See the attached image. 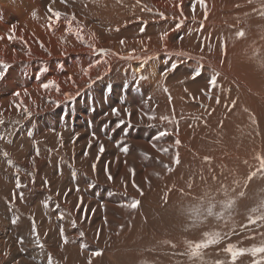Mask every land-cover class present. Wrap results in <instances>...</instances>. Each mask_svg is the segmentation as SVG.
I'll list each match as a JSON object with an SVG mask.
<instances>
[{
    "label": "rangeland",
    "instance_id": "obj_1",
    "mask_svg": "<svg viewBox=\"0 0 264 264\" xmlns=\"http://www.w3.org/2000/svg\"><path fill=\"white\" fill-rule=\"evenodd\" d=\"M247 2L261 4L251 12L264 10L263 0H206L205 5L199 0H0V70L6 72L0 79V264H49V259L51 264H89V257L91 264H121L124 260L113 243L128 231V224L149 211L156 212L163 224L167 213L182 206L168 205L179 192L198 198L210 196L201 204H193L198 200L191 197L188 203L200 206L194 217L203 209H216V230L211 233L220 232L221 239L210 250L202 248L195 264L224 261L221 257L227 255L228 243L233 245L239 233H248L249 225L260 228L264 215L260 190L264 186H259L257 174L263 150L253 138L260 131L254 123L264 113V54L261 62L257 54L248 63L245 55L231 63L223 55L231 41L228 37L238 36L240 28L244 33L241 38L248 36L254 44L264 42V17L260 13L259 19L250 21ZM49 7L63 15L57 20ZM77 28L82 29L83 39ZM164 32L168 35L162 40ZM10 35L13 38L9 39ZM88 44L108 49L109 54L93 52ZM130 53L138 59L121 58ZM147 57L152 59L144 63ZM97 59L101 63L85 76L82 69ZM219 60L225 61V68ZM238 63L245 70L236 77L231 67L240 70ZM172 64L177 65L175 70ZM194 69H200V75L194 77ZM247 69L262 71L258 75L246 73ZM214 72L220 75L216 87L221 90H213L209 84ZM141 76L146 78L141 80ZM49 81L55 84L45 89L43 84ZM193 86L200 89L198 93ZM215 97L220 102L212 105ZM224 102L236 109L231 119L224 117ZM113 107L118 114L112 113ZM237 110L250 121L249 130L256 136L244 139L243 128L236 125L234 129ZM148 115L155 119L149 120ZM206 124L209 133L202 134ZM230 128L235 130L233 134ZM162 131L167 135L159 136ZM177 152L178 164L173 162ZM223 160L227 165L219 169L225 182L218 183V177L216 182L212 178V168ZM232 163L237 175L245 174L233 175ZM249 164L252 169L248 170ZM189 182L194 184L188 186ZM212 196L219 202L210 200ZM133 199L140 202L136 209L127 206ZM14 217H18L15 224ZM33 218L43 248L34 241ZM250 218L256 222L251 223ZM208 219L214 223L213 217ZM180 221L190 226L184 216ZM61 229L68 239L66 244ZM230 229L237 230L224 233ZM149 237L161 241L153 229ZM127 247L136 255L143 252L142 240ZM96 251L102 254L93 255ZM131 259L136 262V258ZM244 260L252 263L258 257Z\"/></svg>",
    "mask_w": 264,
    "mask_h": 264
},
{
    "label": "bare ground",
    "instance_id": "obj_2",
    "mask_svg": "<svg viewBox=\"0 0 264 264\" xmlns=\"http://www.w3.org/2000/svg\"><path fill=\"white\" fill-rule=\"evenodd\" d=\"M264 1V0H263ZM244 2V0H243ZM246 3V2H245ZM248 3V2H247ZM10 4V3H9ZM249 4V5H248ZM247 5L249 6L247 9V17H249L250 21L253 20V19H259L258 16L260 13H262L263 17H264V10L263 9H259L258 12L255 13L254 12H251L250 10L251 9H255L257 7H261V4L260 3H257V4H251L250 2L248 3ZM245 5V6H247ZM31 6V4H30ZM19 7V6H18ZM20 8V7H19ZM29 9V8H28ZM13 10V9H12ZM15 10V8H14ZM17 11V9L15 10ZM22 11V10H21ZM20 14V13H19ZM242 16V15H241ZM20 18V17H19ZM246 18V17H245ZM244 22V21H243ZM238 23L236 24L238 27L240 25H242V23ZM6 23V22H5ZM9 23V22H8ZM237 23V22H236ZM256 24V23H255ZM258 24V23H257ZM31 27V26H30ZM51 29V28H50ZM242 28H240L239 30H237V33L240 32ZM3 30V29H2ZM233 32L235 30H232ZM252 31V30H251ZM21 32V31H20ZM48 33V32H47ZM232 33V32H231ZM251 33V32H250ZM54 34V33H53ZM247 34V33H246ZM56 35V34H55ZM254 35V34H253ZM227 37V35H225ZM244 36V35H243ZM258 36V35H257ZM260 36V35H259ZM238 36H233V37H228V39H230V43L226 46L225 50H224V56L228 58V60L230 61V63L232 61H234V59H238L239 56L241 55H245L246 56V61L248 63L249 60H251L252 56L254 55V57L258 54H260V59H259V62H261L262 58H261V55L264 54V42L263 43H257L255 42L254 44V40H250V39H247L246 37V40H245V37L244 39L243 38H236ZM255 38V36H252ZM263 37V36H262ZM224 38V37H223ZM249 38V37H248ZM257 38V37H256ZM264 38V37H263ZM243 39V40H241ZM46 40V39H45ZM264 40V39H263ZM222 43V42H221ZM247 43V45H246ZM222 46V45H221ZM255 46V47H253ZM220 52V50H219ZM222 52V51H221ZM222 56V54L220 55V57ZM242 57V56H241ZM259 57V56H258ZM256 58V57H255ZM76 60V59H75ZM91 60V59H90ZM222 60V59H221ZM242 60V58H240V61ZM244 60V59H243ZM220 61V60H219ZM218 61V62H219ZM227 61V60H226ZM252 61V60H251ZM255 61V60H253ZM264 61V60H263ZM262 61V62H263ZM74 62H77V61H74ZM221 62V61H220ZM228 62V61H227ZM226 62V63H227ZM235 62V61H234ZM258 62V63H259ZM79 63V61H78ZM229 63V62H228ZM229 63V64H230ZM237 63V61H236ZM257 63V62H256ZM239 64V63H238ZM237 64V65H238ZM262 63L260 64H257L259 69H261V65ZM253 65V64H252ZM221 67L225 68V61L221 64H220ZM227 66V65H226ZM251 66V65H250ZM264 66V65H263ZM79 68V67H78ZM240 70H237L235 67H231L232 71L231 72H234L236 74V77L237 75H240V73H242L245 69L243 66H241V64L238 65V67ZM249 68V67H248ZM264 67H262L263 69ZM257 69V68H256ZM220 70V69H219ZM229 73L230 70H227ZM262 71V70H261ZM261 71H255L253 72L251 70V72H253L254 74H258L260 75L259 73ZM248 69H247V72L248 73ZM249 72V73H251ZM217 73V72H215ZM221 74H224L225 76L227 74H225L223 71L220 72ZM239 73V74H238ZM245 73V72H244ZM252 73V74H253ZM261 73H264V70L263 72ZM243 74V73H242ZM254 76V75H252ZM244 75H247V74H244ZM220 76V75H219ZM68 77V76H67ZM235 77V76H234ZM235 77V78H236ZM239 77V76H238ZM244 77V76H243ZM249 77V76H247ZM257 77V76H256ZM220 78V77H219ZM223 78V77H222ZM227 79H229L227 77ZM237 79V78H236ZM245 79V78H244ZM254 79H257V78H254ZM254 79L252 81H254ZM223 80V79H222ZM164 81V80H163ZM169 81V80H168ZM224 81V80H223ZM222 81V82H223ZM232 81V80H231ZM249 81V80H248ZM251 81V80H250ZM226 83V82H225ZM231 83V82H230ZM235 83V82H234ZM234 83H231V84H234ZM244 83V82H243ZM250 83V82H249ZM222 84V83H221ZM229 83H227L228 85ZM236 84V83H235ZM249 84H247L246 82V86H248ZM204 86V85H203ZM206 86V84H205ZM232 86V85H231ZM202 87V86H201ZM207 87V86H206ZM218 87V85H217ZM216 87V89H217ZM238 87H241V86H238ZM41 88V87H40ZM173 88V87H172ZM194 89H196L194 86H193ZM236 88V86H235ZM219 89V88H218ZM217 89V90H218ZM222 89H225V88H222ZM242 89V87H241ZM240 89V90H241ZM174 90V89H173ZM198 93L200 89H196ZM203 90V89H202ZM215 90V88L213 89ZM221 90V89H219ZM228 90V88L226 89V91ZM194 91V90H193ZM230 91V89H229ZM235 91V90H234ZM237 91V90H236ZM13 92V91H12ZM11 92V93H12ZM223 92V91H222ZM225 92V91H224ZM245 92V91H244ZM206 93V92H205ZM214 93H216L215 91H213V95ZM221 93V91H220ZM232 93V92H231ZM240 93V92H239ZM243 91L241 92V95H242ZM201 94V93H200ZM207 94V93H206ZM192 95V94H191ZM209 95V94H208ZM212 95V94H211ZM227 95V94H226ZM240 95V96H241ZM8 96V95H7ZM206 96V95H205ZM216 96V95H214ZM239 96V95H238ZM181 97H184V96H181ZM204 97V96H203ZM230 97V96H229ZM243 97V96H242ZM240 97V98H242ZM193 98V97H192ZM205 98V97H204ZM207 98V97H206ZM205 98V99H206ZM227 98V97H226ZM233 98H237V97H233ZM232 98V99H233ZM190 99V98H189ZM216 99V97L214 98ZM191 100V99H190ZM217 100V99H216ZM216 100H211L213 101L214 104L217 103ZM234 100V99H233ZM243 100V99H242ZM264 100V98H263ZM203 101V99H202ZM216 101V102H215ZM226 101V100H225ZM227 101H228V98H227ZM230 101V100H229ZM236 101V100H235ZM190 102V101H189ZM196 102V101H195ZM198 102V101H197ZM201 102V101H199ZM210 102V101H209ZM220 102V101H219ZM223 102V101H221ZM237 102V101H236ZM242 102V101H241ZM264 102V101H263ZM192 103V102H191ZM211 103V102H210ZM225 103V106H223V109L225 107L226 111L223 113H226L224 115V117H227L228 119H231L230 116L231 115H234V114H231L233 111L232 107L230 106L229 107V103L227 102H224ZM232 103V102H231ZM187 104V103H185ZM209 104V103H208ZM207 104V106H208ZM233 104V103H232ZM239 104V103H237ZM241 104V103H240ZM202 105V104H201ZM222 105V104H221ZM224 105V104H223ZM242 105V104H241ZM244 106V105H243ZM245 107V106H244ZM230 108V109H229ZM189 109V108H188ZM209 109V108H208ZM222 109V108H221ZM264 109V108H263ZM202 110V109H201ZM11 112V111H10ZM195 112H198L197 109L195 110ZM200 112V111H199ZM247 112V111H246ZM245 112V113H246ZM221 113V111L219 112ZM236 113V119L232 122V126L234 127V129H236V125H240L241 128H243V134L242 137H244V139H250V136L254 134V132H252V130H249L250 128V121L248 122V120L244 117H241V115L238 113V110L235 112ZM243 113V112H242ZM201 115V113H199ZM243 115V114H242ZM244 116V115H243ZM213 118V117H212ZM211 118V120H212ZM219 118V117H218ZM201 116H200V120H201ZM216 119V122H217V118L215 117ZM224 120V119H223ZM226 120V119H225ZM213 121V120H212ZM222 121V120H221ZM220 123V122H219ZM222 123V122H221ZM224 123V122H223ZM252 123V122H251ZM225 124V123H224ZM256 126L259 127L260 131H257L259 132V135H255L256 138H253L254 141H259L261 143V146H262V150H263V157H264V113H261L259 116H258V121H256L254 123ZM214 125V124H213ZM216 125H218V122L216 123ZM227 125V124H226ZM219 126V125H218ZM224 127V126H223ZM220 128V129H223ZM230 127V125H229ZM228 127V128H229ZM238 127V126H237ZM253 127V126H252ZM218 128V127H216ZM219 129V130H220ZM225 129V128H224ZM231 129V128H230ZM230 130L232 131L231 134H233L235 132V130ZM210 129L208 127V125L206 124L204 126V128L201 130L202 134H203V131L205 134H208ZM218 131V130H217ZM221 131V130H220ZM200 132V131H199ZM211 132V131H210ZM216 132V131H215ZM213 131V133H215ZM238 132V131H237ZM241 132V131H240ZM200 134V133H199ZM220 135H223L219 132ZM201 135V134H200ZM219 136V135H218ZM237 136V135H236ZM239 136V135H238ZM211 137H213L211 135ZM215 137V136H214ZM253 137V136H252ZM217 138V137H216ZM221 138V137H220ZM236 139H239V138H236ZM222 140V138H221ZM225 140V139H223ZM241 140V139H239ZM34 142V141H33ZM216 142V141H215ZM206 143V142H205ZM203 145V143H201ZM212 143H210L211 145ZM229 144V142H228ZM227 145V144H226ZM245 145V144H244ZM254 145V144H253ZM224 146V145H223ZM256 146H257V143H256ZM239 148V147H238ZM208 150V149H207ZM203 151V150H201ZM211 151V150H209ZM254 151V150H253ZM252 151V152H253ZM257 151V150H256ZM42 152V151H41ZM215 152V151H214ZM213 152V153H214ZM212 153V152H211ZM245 153H247L245 151ZM255 153V151H254ZM253 153V154H254ZM198 154V153H197ZM244 154V153H243ZM251 154V153H250ZM220 155V154H219ZM247 155V154H246ZM258 155V153H257ZM213 156H217L216 154H213ZM218 158H220V156H217ZM228 161V160H227ZM258 161V160H257ZM199 162V161H198ZM223 163L218 165V166H215L212 168V171H213V176L212 178L214 179V181L216 182V177H218V183L220 181H224V179L222 180L220 178V176L222 175H225V174H222L220 169L219 168H222V170H224V167L223 166H226L227 165V162L225 160L222 161ZM255 162V161H254ZM254 162L252 163L255 167L256 164H254ZM251 163V162H249ZM192 164V163H191ZM222 165V166H221ZM246 165V164H245ZM251 166V164H249ZM247 165V166H249ZM186 167V166H185ZM229 168L231 169L230 171L232 172L233 175L235 176H241L243 173L237 175V170H236V167L234 166V163H232V165L229 166ZM187 169V168H186ZM228 169V167H227ZM248 170L249 169H252V166L251 167H248L247 168ZM246 168H244V170H247ZM184 170V169H182ZM185 171V170H184ZM254 172V171H253ZM257 172V171H256ZM186 173V172H185ZM249 173V172H248ZM245 174V173H244ZM255 174V173H254ZM258 175V180L260 182V185L259 186H264V172L260 171V175ZM256 175V176H257ZM184 177V176H183ZM198 177H196L195 180L198 181L197 179ZM247 178V177H245ZM190 179V178H189ZM188 179V180H189ZM192 179V178H191ZM185 180V178H184ZM188 180H185L186 182H188ZM242 180V178L240 179ZM190 181V180H189ZM210 181H212L210 179ZM213 182V183H215ZM254 182V181H253ZM180 183V182H179ZM167 184V183H166ZM191 184H194L193 182H189L188 186H191ZM226 185H230L228 183H225ZM170 185V184H169ZM187 185V184H186ZM167 186V185H166ZM182 186V185H181ZM194 186V185H193ZM207 188H208V185H206ZM251 186V185H249ZM175 187V186H174ZM205 188V189H207ZM211 188V187H210ZM253 188V187H252ZM260 188V187H259ZM263 189H261V194H262V199H261V211L263 210V198H264V187H262ZM204 189V190H205ZM257 189V188H256ZM208 190V189H207ZM213 190H214V187H213ZM175 192V191H174ZM178 192V191H177ZM250 192V191H249ZM6 193V192H5ZM165 193V192H164ZM210 193V192H209ZM182 195H185L184 197ZM253 195V194H252ZM148 196V195H147ZM167 196V195H166ZM165 196V197H166ZM180 196V197H179ZM189 196V197H188ZM209 196V195H208ZM251 196V195H250ZM172 197V196H171ZM178 197V199H177ZM191 197H193L194 199H197L198 202L196 200H194V203L193 204H201L199 202H206L207 198L209 199V197H199L195 194H189V193H185V192H179L178 194H174V196L172 197L173 199V203H168V205L170 207H173V208H177V205L178 204H181L182 206H179L177 208V210H173L172 213L169 214L167 213L165 216H164V222L162 224V221L163 219L161 217H158L157 216V213L156 212H153V211H149V212H143L142 214H140L139 217H134V221L129 223L128 224V231L127 230H124L123 231V234L121 236V239L118 241V242H114L113 245L116 246L115 249H116V252L118 253V255L120 257L123 258L124 262L121 263V264H139L140 261H142V264H195L198 260V254L202 251V248H196V244H197V240L201 237V240H205V233H211V231L214 229V226L216 221L218 220V218L216 219V214H215V210L214 209L213 211H210L208 209H203L202 210V213L201 215H199L198 217H194V212L200 210V206L198 205V207H194L192 206V204H189V200L191 199ZM74 198V197H73ZM167 198V197H166ZM175 198V199H174ZM210 200H212L213 202H217L218 200L215 199V196H212L210 198ZM170 201V200H169ZM168 201V202H169ZM172 201V200H171ZM219 202V201H218ZM165 203V202H164ZM56 204V203H55ZM207 204V203H206ZM57 205V204H56ZM220 205V204H219ZM46 206V205H45ZM221 206V205H220ZM237 206V205H236ZM215 207V206H214ZM227 207V206H226ZM160 208V211L161 212H164V208L161 206H159ZM228 208V207H227ZM231 210V209H230ZM146 211V210H145ZM260 211V212H261ZM241 212V211H240ZM243 213V212H242ZM139 215V214H138ZM234 215V214H233ZM176 216V217H175ZM185 217L186 219V223L190 226H183L181 225V218L182 217ZM208 216H211L214 218V223L212 224L211 222H209V219H208ZM239 216V215H238ZM223 218V216H222ZM242 220V219H241ZM222 221V220H221ZM225 221V220H224ZM237 221V220H236ZM161 222V223H159ZM259 223V222H258ZM222 224V223H221ZM249 224V223H248ZM220 225V224H218ZM223 225V224H222ZM229 225V224H228ZM217 227V226H216ZM219 227V226H218ZM217 227V228H218ZM228 228H231V227H228ZM155 230L156 231V235L159 236L161 238V241H153L152 239H150V232L151 230ZM221 229V227H220ZM216 230V229H214ZM237 230V229H235ZM233 229H230V230H225L224 233L229 235V234H234V231ZM127 231V232H126ZM220 231V230H219ZM79 232V231H78ZM130 232H132L133 234H130ZM214 232V231H213ZM247 232L248 233H244L241 232L238 234L239 236V239L237 240L236 238V242L234 241L233 242V245L237 244V246L239 247L238 244H241V243H245L247 244L248 246H245L247 248H252L253 245L255 244V247H258V246H261L262 244H264V215H262V219L260 220V228H257V227H250V225L247 227ZM217 233V232H216ZM220 233V232H219ZM223 233V234H224ZM29 234V233H28ZM90 234V233H89ZM222 234V235H223ZM147 237V238H146ZM137 239L138 240H142V249H143V252L139 255H136L134 254L133 252H131L127 245H130V244H135L137 242ZM234 239V238H233ZM235 243V244H234ZM229 244V243H228ZM228 244L226 245V247L228 246ZM232 244V242H231ZM224 246L225 245H222L221 246V251L224 249ZM236 246V247H237ZM213 247V245L207 247L208 250H210L211 248ZM243 247V245H242ZM240 248V247H239ZM225 251V250H224ZM246 256V257H245ZM261 256H264V254H258L257 256L255 257H258V259H261ZM131 257L133 258H136V262H133ZM249 257H252V259H255V257H253L251 255V253H245L243 254L242 256H239L238 260L235 261V263H238V264H252L251 262H246L244 260L245 259H249ZM243 258V260L241 259ZM219 260L223 259L224 261V264H227V263H232L231 262V256L229 253H227L226 256L224 257H221L220 259V256L217 258ZM206 260H209V258H206ZM253 261V260H251Z\"/></svg>",
    "mask_w": 264,
    "mask_h": 264
},
{
    "label": "snow or ice",
    "instance_id": "obj_3",
    "mask_svg": "<svg viewBox=\"0 0 264 264\" xmlns=\"http://www.w3.org/2000/svg\"><path fill=\"white\" fill-rule=\"evenodd\" d=\"M62 2H63V0H62ZM199 2H200L201 5H205L206 0H199ZM149 11H151V10L149 9ZM49 12H52V14L54 15V17L57 20L63 15L61 12L55 11L51 7H49ZM160 15L163 16V13H160ZM72 20H75V15L72 16ZM14 30L15 29L13 27L12 31L14 32ZM76 31H77V35L81 39H83V37L80 36V32L82 31V29L81 28H77ZM141 31H143V28L141 29ZM167 35H168L167 32L162 33L161 34V39L162 40L165 39ZM237 35H238V37H242L244 35V33H243V31H241ZM11 38H13V37L10 35L9 36V39H11ZM120 43L123 45L125 43V41L124 40H121ZM87 47H89L93 52H98L99 54L105 55V56L108 55L109 54V51H110L108 49H97L94 44H88ZM223 47H224V45L222 43V48ZM28 54H30V53H28ZM121 58L122 59H138V57H135L131 53L129 54L128 57H121ZM149 59H152V57H147L145 59L144 63H147V60H149ZM2 63L3 62H0V64H2ZM100 63H101V61L99 59L95 60V62L93 64H89L87 67H85V68L82 69L83 74L85 76H88L89 75V70L92 67H94V66H96V65H98ZM4 67H7V66L4 65ZM176 67H177L176 64H172V66H171L172 70H175ZM193 71H194V77L200 75V69H194ZM5 75H6V72L3 71V70H0V79H2ZM218 76H219V73H215L214 72V74L210 78L209 84H210L211 87H213V88L216 87ZM145 78L146 77H143V76L140 77L141 80L142 79H145ZM71 79L72 78L69 77V80H71ZM137 83H138V81H137ZM54 84H55L54 81H49V82L43 84V87L45 89H47L48 87H50V86H52ZM89 84H91V79H89ZM57 90L59 91L58 86H57ZM164 91L167 92L168 91L167 88H165ZM14 95H17L18 96L19 95V92L14 93ZM216 99H217V103H219V97H217ZM234 104H235V101H233V105ZM19 107H20V105H17V108H19ZM24 110L27 111L26 109H24ZM118 112H119V110L117 108H115V107L112 108V113L114 115L115 114H118ZM27 114L30 116V113H27ZM0 115H2V114H0ZM129 115H130V113H129ZM147 118L149 120H152V119H155V116L154 115H148ZM161 119L162 120H167L169 118L168 117H161ZM2 123H3V120L0 119V124H2ZM120 123H123V121H121ZM31 135H32V133L30 132L29 133V136H31ZM165 135H167V132L166 131H162V132L159 133V136H165ZM0 139H3V137L0 136ZM176 144L177 145L180 144V141L178 139L176 140ZM103 150H104L103 149V145H101L100 146V151L103 152ZM124 151H127V148H124ZM163 151L166 152L167 149H163ZM37 154H38V152H37ZM208 159H210V158L205 157V160H208ZM259 159H260V171L264 172V157H260ZM173 162L176 163V164L179 163V154H178V152H177V155L174 158V161ZM93 167H95V166H93ZM165 167L167 168V170L169 172L173 171V169L171 167H169L167 165ZM132 171H134V170H132ZM109 179H111V176L110 175H109ZM19 187H22V185L20 184ZM21 198H22V196H21ZM165 199H166V197H165ZM139 203H140L139 201L133 199L132 202L129 205H127V206L129 208H131V209H136L139 206ZM17 220H18V217H14L13 220H12V223L15 224L17 222ZM250 222L251 223H255L256 221H255V219H251L250 218ZM72 223H73V227H75V221H73ZM121 227H123V226H121ZM32 234H33L34 241L37 244V246L43 248L42 242L39 241V233H38V230L36 228V224H35L34 218H33V223H32ZM60 234H61V238L63 240V243H65V244L68 243V239L65 236L63 229H61V233ZM80 235L83 236L84 233L81 232ZM205 237H207V239L201 240V241L197 242L196 248H207V247H209L211 245L217 244L219 242V240L221 239V234H219V233H205ZM19 242L21 244L23 243V237L20 238V241ZM225 251L230 254L232 264H235V261L237 260V258L239 256H242L245 253H249L250 252L253 257L257 256L258 254H264V244H262L261 246L252 247V248H238L235 245L229 244L225 248ZM101 254L102 253L100 251H96V252L93 253V255H96V256H99ZM5 255H7V253H5ZM49 264H51V259H49ZM89 264H91V257H89ZM216 264H224V262L223 261H216ZM253 264H264V256H261V259L254 260L253 261Z\"/></svg>",
    "mask_w": 264,
    "mask_h": 264
}]
</instances>
